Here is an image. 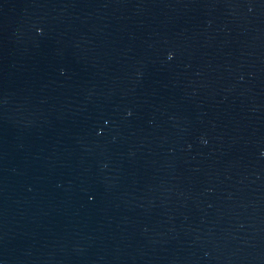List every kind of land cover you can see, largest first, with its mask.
Returning <instances> with one entry per match:
<instances>
[{"label":"water","instance_id":"water-1","mask_svg":"<svg viewBox=\"0 0 264 264\" xmlns=\"http://www.w3.org/2000/svg\"><path fill=\"white\" fill-rule=\"evenodd\" d=\"M0 264H264V0H0Z\"/></svg>","mask_w":264,"mask_h":264},{"label":"clouds","instance_id":"clouds-1","mask_svg":"<svg viewBox=\"0 0 264 264\" xmlns=\"http://www.w3.org/2000/svg\"><path fill=\"white\" fill-rule=\"evenodd\" d=\"M172 53H169V56L171 57Z\"/></svg>","mask_w":264,"mask_h":264}]
</instances>
